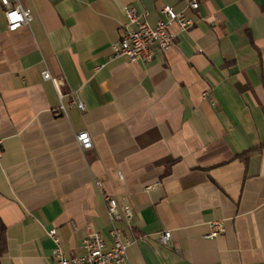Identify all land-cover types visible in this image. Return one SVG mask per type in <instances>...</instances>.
<instances>
[{
	"label": "crops",
	"instance_id": "crops-1",
	"mask_svg": "<svg viewBox=\"0 0 264 264\" xmlns=\"http://www.w3.org/2000/svg\"><path fill=\"white\" fill-rule=\"evenodd\" d=\"M10 1L34 19L10 32L0 0V264H54L52 230L68 256L110 243L109 197L128 264H264V0ZM167 5L195 25L151 63L114 56L128 6L155 26Z\"/></svg>",
	"mask_w": 264,
	"mask_h": 264
},
{
	"label": "built area",
	"instance_id": "built-area-1",
	"mask_svg": "<svg viewBox=\"0 0 264 264\" xmlns=\"http://www.w3.org/2000/svg\"><path fill=\"white\" fill-rule=\"evenodd\" d=\"M7 21V28L15 32L24 25L30 24L34 17L31 11L20 4H12L10 0H1ZM192 10L199 9V3L190 4ZM162 18L155 26L150 25L143 15L132 7L126 8L127 23L123 27L120 40L112 45L114 56L125 58L129 62L151 63L163 56L174 44L175 36L171 28L177 25L181 32H185L195 25L193 18L185 12L176 11L172 6H164L161 10ZM13 16L17 19H13ZM213 23V18L206 20ZM45 80H54L48 71L43 72ZM79 110L84 111L85 105L74 96L73 103ZM77 142L84 151L93 148V140L89 132L84 131L77 135ZM4 154V144L0 140V159ZM107 218L110 223V243L102 233L93 232L83 240L85 253L81 256H68L59 246L57 230L49 232V236L58 244L54 252V264H128V248L131 242L124 237L119 224L129 225L133 216L132 210L126 204H120L114 197L106 199ZM225 231L222 222H213L207 239H216ZM172 233L164 231L159 237V243L165 248L171 246Z\"/></svg>",
	"mask_w": 264,
	"mask_h": 264
},
{
	"label": "trees",
	"instance_id": "trees-1",
	"mask_svg": "<svg viewBox=\"0 0 264 264\" xmlns=\"http://www.w3.org/2000/svg\"><path fill=\"white\" fill-rule=\"evenodd\" d=\"M6 252L5 226L0 219V256Z\"/></svg>",
	"mask_w": 264,
	"mask_h": 264
},
{
	"label": "snow or ice",
	"instance_id": "snow-or-ice-1",
	"mask_svg": "<svg viewBox=\"0 0 264 264\" xmlns=\"http://www.w3.org/2000/svg\"><path fill=\"white\" fill-rule=\"evenodd\" d=\"M13 19H17V17L13 16Z\"/></svg>",
	"mask_w": 264,
	"mask_h": 264
}]
</instances>
